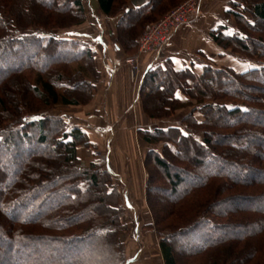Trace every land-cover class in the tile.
I'll list each match as a JSON object with an SVG mask.
<instances>
[{
    "label": "trees",
    "instance_id": "16d2710c",
    "mask_svg": "<svg viewBox=\"0 0 264 264\" xmlns=\"http://www.w3.org/2000/svg\"><path fill=\"white\" fill-rule=\"evenodd\" d=\"M181 1L147 0L140 7H124L117 22L119 39H134L145 21L157 19ZM36 2L47 8L44 17L53 24L40 22L43 15L34 10L33 0L27 6L0 0V160L10 154L6 164L0 161V263L127 264L121 193L115 185L109 191L95 163L87 167L77 154L79 146L91 144L87 133L78 126L66 129L63 115H25L39 105H75V92L89 94L95 84L84 73L86 67L74 63L92 61V48L68 37L67 29L87 18L85 2ZM97 2L113 15L127 0ZM246 10L253 21L245 10L226 9L236 18L235 28L227 33L231 27L219 26L212 39L222 47L233 46L236 53L264 57V0ZM251 31L261 36L254 40ZM258 63L243 71L232 66L214 69L210 64L201 74L191 67L178 69V86L177 78L169 79L163 72L167 67L145 73L140 93L158 90L160 104L170 110L168 103L179 100L176 90L189 96L197 91L205 115L186 120L187 132L180 126L141 129L147 143H164L162 153L152 148L148 154L167 186H155L149 172L146 198L165 264H186L179 260L177 240L188 233L198 242L188 249L197 264H264V58ZM224 75L229 78L220 85ZM147 107L145 113L151 117L160 109ZM173 157L187 167H173ZM14 163L18 168L12 174ZM99 194L106 211L89 203Z\"/></svg>",
    "mask_w": 264,
    "mask_h": 264
},
{
    "label": "rangeland",
    "instance_id": "374dc122",
    "mask_svg": "<svg viewBox=\"0 0 264 264\" xmlns=\"http://www.w3.org/2000/svg\"><path fill=\"white\" fill-rule=\"evenodd\" d=\"M188 1H194L195 2L196 11L194 12L195 14L193 16H191V18L187 21V23L191 22L195 17L200 15L202 11L221 12V9H223V7L225 5H226V8L229 10H230V8L242 10V11L245 10L244 12L246 13V16L249 17V19L251 21H253L250 13L247 12V10H246V7L247 8L250 7L251 4H253L254 2H256L258 0H227L226 3L224 2V0H182L178 4L174 5L170 10H168L167 12L160 15L157 19L145 21V23L141 27L138 28L139 29L138 34L134 37V39L131 40V38H130L131 41L130 40L124 41L122 38L119 39L117 24H116V27H115L116 33H115L114 37H112V39L109 41L113 42L115 44H118L119 46L122 47L125 55L127 56V58H129L128 63L131 66V68H132V65L130 63H131L132 59L135 61V63L139 64V62L141 60L140 56H144L145 54H148V55L150 54L149 55V58L151 59L150 61H152V60L154 61L155 58L153 56L158 54L157 56L160 57L162 50L164 51L165 47L169 44L168 41H171L173 34L176 31L179 32V30L180 31L183 29L186 30L187 29L186 28L187 23L178 26L176 29L174 28L173 33H172L171 37L168 39V41L166 42V44L160 46L159 49L155 48L154 51H147L146 49H142L140 41L144 35L145 26L148 24H152V23H154V24L158 23L159 20H161L162 18L167 16L168 13L173 11V9L179 7L182 4L187 3ZM20 2H21V4H23V6L29 5V0H16V4L17 5L19 4V6H21ZM33 3H34V6H33L34 10L42 12L43 19L40 22L43 23L45 21V24L47 22H50V21H47L48 20L47 17H44L47 15V10H46L47 8L45 6L43 7L40 3H37L36 0H33ZM129 3H130V0H127L126 3H123L122 5L116 7L113 15L115 16L117 13L122 12V9L124 7L130 8ZM17 5H16V7H17ZM216 9H218V11H215ZM225 9L222 11L223 15H224L223 20L221 19L222 24L217 25L215 29H211V31L209 33V38L212 39V34L215 33L218 28H219V30H221L220 27L222 25H228L229 27H231L230 30H227V31L225 30L227 33H231L233 31V28H235V24L237 23L236 18L233 15L229 16V14L225 11ZM228 17H230V18L228 19ZM86 19H84L83 21L74 23L73 26H70L69 28L67 27L68 31L72 32V31L80 28L81 24L84 23L86 21ZM51 22H50V24H53ZM48 26H50V25H48ZM90 28H92V27L90 26ZM63 30H65V29H63ZM249 34L252 37V39H254V40H256V38H259V36H261L260 32H254V31L252 32L251 31V32H249ZM68 37H71L72 39H74V38L80 39L81 41L85 42V45H87V46L89 45L92 48V51L94 52V55L91 58L92 61H89V60L88 61H85V60L78 61V60H76V61H74V63H76V64L80 63L79 65H84L87 69L86 71H84V73L87 76L90 75V77H92L95 80V84L93 86H91L89 94H87L84 91H82V92L80 91L79 94L77 92H75V94H77L75 96V98L79 102V103L75 104L76 106L75 105H62V104L61 105H51V106L39 105L38 108L35 107V109H34L35 111H27L28 113H25V115L31 116V115H33V113H41V114H44L45 116H47V115L48 116L49 115H58V116L63 115V118L65 119L66 124H67L66 129H71V128L76 127V126L79 127L80 122H82V123H84L82 125L83 129L81 127L80 128L89 134L88 131L90 129L95 130L96 125L94 124L93 121H91V122H89V124H87L86 120H81V118L78 119L76 117V114H80L79 112H81V109L84 110L83 109L84 107L81 108V106L89 105L92 100H94V101L96 99L98 100L99 99V93L102 92V90H99L96 87V84L99 81L103 82L102 81L103 76L99 72V66H98L99 64L97 63V60L95 59V56L97 54L95 48H96V45H99V44H96L95 42H90V41L84 40L83 38L78 37L75 34L72 35L69 33ZM135 40H136V42H135ZM212 41L214 42V44H216V46H218L220 48L219 51L221 52V54H219L220 57L217 58L216 60L215 59H214V61L208 60L210 63H207V64H210V66L214 69L232 66L237 71H243V70H246V68H248L250 66L259 65L258 61H260L261 58H264V57L259 58L258 56H254V55L248 54L246 52H245V54H243L239 51H237L238 53H236L232 50L233 46H231L232 48L231 47L225 48V47H222V45L220 43L214 41L213 39H212ZM186 42H189V41H186ZM113 43H111V44H113ZM28 47H30V46H28ZM224 53H226V54H224ZM210 56L212 58H215V56H213V54H211ZM136 59H138V61H136ZM41 60H42V58H41ZM46 62H45V60H42V63H46ZM158 66L159 67L160 66L161 67H167V70L163 71V72L169 73V75H167V77L169 76L168 77L169 79H175L176 80V78H177V80H176L177 82L175 85L178 86V83L181 82L179 80H182V77H180L181 74H179L176 70L183 69L185 67H179V68L176 67V65H175V63H173V61L166 62V60H164L162 62L161 58H160V64H157L156 66H152L151 68H155ZM196 69H197V65H196ZM201 69H197V70H200L199 74H201L203 72V69L202 70ZM130 71H131V69H130ZM146 71H145V73H147ZM163 75L164 74H162L160 77L157 78L159 82L161 81V77ZM228 75H224L223 77H221V82H219L220 85L222 83L226 82V80L229 78ZM145 76H146V74L143 75V78ZM167 77H165V78H167ZM130 79L132 81L131 86H132L133 92L136 94H139V96L137 98V102H134L135 115H139L140 114L139 111H141V113L143 115L147 116L148 118L147 117L143 118L140 116L139 118L135 117L134 119H132L131 117H128V116H130L129 114L120 113V115H119L120 118L118 117L119 119L111 120V125H112V128H113L115 134H116V132H119L120 130H122L121 127L123 124L131 127V129L133 130L132 135L134 136V139H135V135H136V143L134 140V144L132 143L131 145H129L131 148L130 150L127 149V147L125 149L124 145H123V148H121V150H120V152L122 154L121 155L122 159L120 158V160L128 159L131 157L133 163L137 161V163H138L137 168L143 174L142 178H144V180L143 179L140 180V183L135 182V183L131 184L129 182L128 176L121 169L124 167V170H125L126 167L122 166L120 168L121 161L114 158L113 154L110 153V155H109L108 149H107L108 147H107V145L105 146V143H103V142L110 138V136L112 135V132H110L109 136L101 137V139H99V140L96 138V140H98L97 143L100 141V145L95 144V145H93V147L90 148L89 146H85L82 144L81 146H79L77 148V154H78L79 159H81V161L83 162V164L85 166L90 167L92 163H95L94 168L95 167L97 168L96 173L98 174L99 180L102 182V184H104L105 187H107L109 189V191L112 190V185H115L114 187L118 188L120 193H121L120 201H121L123 209H124V213H123V217H122V222L124 225V231L122 232V235H121V241H123V243L126 245L125 246V255H126V258L128 259L127 264H165L164 257H162L163 254H162L161 246L159 243L160 236H159L157 230L155 229L156 224H155V217H154V214L152 212L153 209L151 207V203H149V201L146 198V196H147L146 182H147V178L149 177V172H150V174H151V172L153 173L152 175H153L154 179L152 180V183L155 186H158V187L167 186V185H165L164 173L157 168V166L154 164V162L152 160V157H150L148 154V151L152 148H154L155 150L162 153L164 143L163 142L162 143L157 142L154 145L147 143L142 137L141 129H146L144 127H146L148 124L150 126L149 127L147 126V127L153 128V129L154 128H162V127L168 128L169 126H171V127L180 126L182 128L183 132H187L186 122L192 121V118H194V115L199 117L198 119H200V120L204 119L205 115L202 113L203 109L202 110L199 109L202 107L203 103H200L198 101L199 97H197L195 94V93H197V91H193L194 92L193 96H189L188 94H185L181 90H176L175 96H177L179 100L175 101L174 103L173 102L168 103L169 99L166 98V102L168 103L170 110H165V108L163 106H165L166 104L164 102L162 104H160L162 99L160 100L161 94L158 92V90H154L151 88V90H150L151 95L147 94L149 89L146 90V92L144 91V92L140 93V88L142 87L140 85V82H139L140 80L137 79V81H135L133 79L131 72H130ZM142 80H144V79H142ZM57 87H59V85H57ZM228 87H230V86H228ZM58 89L60 90L61 88L59 87ZM204 103H206V102L204 101ZM95 105L97 106L96 103H95ZM147 105L149 108H150V106L157 105L160 108L159 112H158L159 114L157 113V115L154 117H151L150 115L146 114L145 110H146ZM118 112H120V111L118 110ZM105 124L106 123L101 122V125L105 126ZM94 125H95V127H94ZM141 126H144V127L142 128ZM205 127H208V129L213 130L214 132L221 131V130H219V129H221L220 127L211 126V125H207ZM88 128H89V130H88ZM199 129H203V126H199ZM200 133L201 132H198L196 135V136H198V138H201ZM118 137L119 136L115 137V139L117 140ZM183 148H184V146H183ZM133 149L136 151V154L133 151ZM9 155L10 154H5V156H3L0 161H2L4 164H6L7 160L10 158ZM106 155H107V158H106ZM93 160H96V161H93ZM170 162H171V165L173 167H176V168L178 165H181V164H182V166L187 167L186 163L180 161L179 158L176 159L173 157L170 159ZM107 165L108 166L110 165V168L106 167ZM118 165H119V168L117 167ZM122 165H124V163H122ZM17 168H18V165L15 166V163L12 164L11 165V171H12L11 173L13 174ZM54 170H56L55 164H54ZM53 177H55V175L51 176V178H53ZM121 182H123L124 184ZM139 184H140V186H142V189L139 188ZM123 186H125V187L128 186L129 191L127 193V196H129L131 200L129 198H127V201H126V199L123 197L122 190L123 191L125 190ZM156 192L154 193L155 196L160 195L159 193H156ZM100 194H101V191H100ZM100 194L97 195L95 198L93 197L94 199L92 198V200L89 203H90V205L96 204L97 206H99L98 208L100 211H106L107 206L105 204V201H102V199H101L102 195H100ZM141 224H145V226L140 228ZM136 226H137V228H136ZM149 231H151L150 232L151 234L149 233ZM201 234H203V233H201ZM183 237L184 238L179 237L177 240L178 244L180 246V249H181L179 254H178V257L180 258L179 260H181L183 263H186V264H197V261L193 262L192 260H190L191 257L188 256V252H189L188 249H191L192 247H194V245L198 244V242L193 240L194 235L191 233L185 234V235H183ZM219 237H220V235H219ZM257 240L261 241L260 239H257ZM260 245L261 244H259L258 249L261 247ZM156 254H159V255L156 257ZM92 255L93 254H91V256ZM256 255H258V258H259V256L261 258H263L258 253H256ZM150 257L158 258L159 261L152 260V259H150ZM258 258L256 260H258ZM2 264H5V262H3ZM251 264H258V263L253 262Z\"/></svg>",
    "mask_w": 264,
    "mask_h": 264
},
{
    "label": "crops",
    "instance_id": "0c3cea01",
    "mask_svg": "<svg viewBox=\"0 0 264 264\" xmlns=\"http://www.w3.org/2000/svg\"><path fill=\"white\" fill-rule=\"evenodd\" d=\"M146 1L147 0H130L129 7H140L144 5ZM226 1L227 0H224L225 3ZM84 2L87 19L84 23L81 24L80 28L72 31L70 34H75L76 36L81 37L84 40L99 44L96 45L95 48L97 52L95 59L99 64L97 65L99 66V72L103 76V82L99 81L96 84V87L99 90H102V92L99 93V99H96L95 101L92 100L89 105L81 106V108L84 107V110L81 109V112H79L80 114H76V117L78 119L81 118V120H86L87 124L93 121L96 125V127L94 125L95 130H89L88 128L89 134L87 133V135L91 143L89 146L90 148L95 144L100 145V141L98 143L97 141L101 139V137L109 136L110 132H112L110 138L108 140H105L106 142H103L105 143V146L107 145L108 147L107 149L109 155L111 153L114 155V158L121 161L120 168L122 166L126 167L125 170L124 167L121 169L126 173L131 184L135 182L140 183V180H144V178H142L143 174L137 168V161L133 163L131 157L128 159L120 160V158L122 157V154L120 152L121 148H123L124 145L125 149L127 147V149L130 150L131 148L129 145H131L132 143L134 144V140L136 143V135L134 139V136L132 135L133 130L131 129V127L125 124L122 125V130L116 132L115 134L111 125V120L119 119L120 113H127L130 115L128 117H131L132 119H134L135 117L139 118L140 116L143 118L147 117L143 115L141 111H139V115H135L134 112V102H137L139 94L134 93L132 90V81L130 79L131 66L128 63L129 58H127L121 46L109 41L112 39V37H114L116 33L115 27L121 15L120 13H117L115 16L107 15L100 8L99 2H97V0H84ZM224 7L226 8V5ZM224 7L223 9H221V12L202 11L200 15L195 17L191 22L187 23L186 30L183 29L181 31L179 30V32L176 31L173 34L171 41H168L169 44L165 47L164 51L162 50L160 57L157 56L158 54L153 56L155 58L154 61H150V54L140 56L141 60L138 64L139 73L137 74V77L140 80V85L143 81L142 79L145 71L147 69H150L152 66L160 64V58L162 62L164 60H166V62L173 61V63H175L176 67L178 68L191 67L197 73H199L200 71L197 69H201L207 63H210L208 60L214 61V59L216 60L217 58H219V54H221V52L219 51L220 48L216 46V44H214L211 38H209V33L211 29H215L217 25L222 24L221 19L223 20L224 18L222 12L225 9ZM215 11H218V9H216ZM90 26L92 28H90ZM211 54H213L215 58H212L210 56ZM95 103L97 104V106L95 105ZM118 110L120 112H118ZM101 122L106 123L105 126L101 125ZM83 124L84 123L80 122L79 125V127H81L82 129ZM147 126L149 127L150 125L148 124ZM147 126L141 127L147 129ZM114 136L119 137L116 140ZM96 138L98 140H96ZM134 149L133 151L136 154V151ZM122 163H124V165H122ZM106 167L110 168V165H107ZM117 167L119 168V165ZM123 187L125 190H122V195L127 201V198L130 199V197L127 196V193L129 191L128 186ZM139 188L142 189V186H140V184ZM144 226L145 224H141L140 228ZM150 232L151 231H149V233ZM158 255L159 254H156V257ZM150 259L159 261L158 258L154 257H150Z\"/></svg>",
    "mask_w": 264,
    "mask_h": 264
},
{
    "label": "built area",
    "instance_id": "2783aa9c",
    "mask_svg": "<svg viewBox=\"0 0 264 264\" xmlns=\"http://www.w3.org/2000/svg\"><path fill=\"white\" fill-rule=\"evenodd\" d=\"M195 6L196 4L194 1H188L187 3L173 9L172 12L159 20L158 23L146 25L144 35L140 41L142 49L154 51L155 48L159 49L160 46L166 44L173 33V29L187 23L191 16L195 14ZM136 61H138V59H136ZM130 64L132 65L130 72L133 79L137 81V74L139 73L138 63H135L132 59Z\"/></svg>",
    "mask_w": 264,
    "mask_h": 264
}]
</instances>
